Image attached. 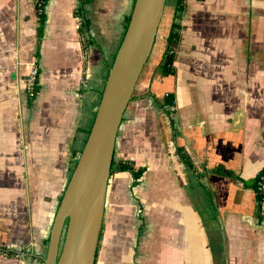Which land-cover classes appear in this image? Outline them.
Listing matches in <instances>:
<instances>
[{
	"label": "crops",
	"instance_id": "0c3cea01",
	"mask_svg": "<svg viewBox=\"0 0 264 264\" xmlns=\"http://www.w3.org/2000/svg\"><path fill=\"white\" fill-rule=\"evenodd\" d=\"M0 0V264H43L48 236L134 0ZM165 0L123 113L94 264H264V202L242 179L264 167V0ZM87 22L81 34L79 28ZM180 24L174 75L161 64ZM39 70L37 95L24 79ZM167 93L174 105L162 106ZM168 112V113H167ZM183 146L194 168L181 160Z\"/></svg>",
	"mask_w": 264,
	"mask_h": 264
},
{
	"label": "water",
	"instance_id": "95a60500",
	"mask_svg": "<svg viewBox=\"0 0 264 264\" xmlns=\"http://www.w3.org/2000/svg\"><path fill=\"white\" fill-rule=\"evenodd\" d=\"M165 0H134L116 55L57 206L43 264H94L117 131L152 50Z\"/></svg>",
	"mask_w": 264,
	"mask_h": 264
},
{
	"label": "trees",
	"instance_id": "16d2710c",
	"mask_svg": "<svg viewBox=\"0 0 264 264\" xmlns=\"http://www.w3.org/2000/svg\"><path fill=\"white\" fill-rule=\"evenodd\" d=\"M47 0H35L34 6L35 10L37 12L38 16V33H37V39L38 44L41 39L42 35V28L45 21V14H44V6ZM84 1L80 0L79 6L77 8V11L80 12V9H82V4ZM177 12H182L184 9V0H177ZM130 15L126 19V24L129 20ZM87 28V22H83L81 27L79 28L81 34L86 30ZM181 25L180 24H173L170 28V31L167 36V46L166 50L164 52V57L161 64L162 73L164 75H174L175 74V68L173 66V62L175 59V52L176 48L178 46V43L180 41L181 37ZM38 90V87H37ZM32 99V98H29ZM162 106H172L174 105V96L172 93H167L166 96L163 98V101L161 102ZM168 113V112H167ZM177 152L181 158V160L184 162L185 165L190 167L191 169L194 168V164L191 162L190 157L187 155V153L184 150L183 146H177ZM118 171H127L131 174L133 177V184H137L139 182V179L143 172L145 171L144 167H138L135 168L134 164L131 161H115L112 160L111 168H110V174H113ZM215 173L223 174L235 179H238L242 182V185L244 188L250 189L254 192V199L256 202L257 207V217L260 221L262 219V205L264 202V187L261 185H264V167L261 168L253 177H250L248 179H242L241 177L235 175L232 171L225 169V168H216L214 170ZM98 249V245H97ZM0 253L7 255L8 257H17L20 253L17 251L10 250L6 247H0ZM97 255V251H96ZM96 258V256H95Z\"/></svg>",
	"mask_w": 264,
	"mask_h": 264
},
{
	"label": "built area",
	"instance_id": "2783aa9c",
	"mask_svg": "<svg viewBox=\"0 0 264 264\" xmlns=\"http://www.w3.org/2000/svg\"><path fill=\"white\" fill-rule=\"evenodd\" d=\"M39 70L36 65H32L29 72L26 74L24 79V92L28 98H34L37 93V80ZM264 187V185H261ZM18 256V255H17Z\"/></svg>",
	"mask_w": 264,
	"mask_h": 264
}]
</instances>
